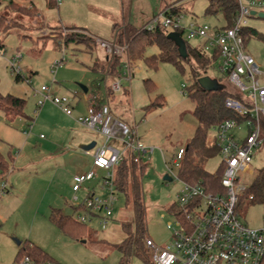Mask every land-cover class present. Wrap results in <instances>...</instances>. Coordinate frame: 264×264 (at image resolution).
I'll use <instances>...</instances> for the list:
<instances>
[{
  "label": "rangeland",
  "instance_id": "1",
  "mask_svg": "<svg viewBox=\"0 0 264 264\" xmlns=\"http://www.w3.org/2000/svg\"><path fill=\"white\" fill-rule=\"evenodd\" d=\"M14 2L21 6L22 12H16L13 5L6 2L0 6V16L5 17L0 28L4 44L0 46V92L26 98V116H17L9 124L0 109V151L9 164L8 171L0 172V264L15 263L18 239L35 242L60 264H117L121 254L115 244L125 236L122 223L133 220L131 203L126 202L123 193L116 191L110 219L102 223L100 215L86 222L88 228L96 230L94 239H73L51 221L52 207H60L76 216L77 210L71 202L72 176L92 169V159L72 138L73 132L84 129L75 117L78 110L72 108V115H68L51 100L39 106L41 96L36 91L43 85H49L59 96L67 95L72 100L80 97L81 105L86 104L84 98L88 95L92 102L108 103L116 117L136 130L140 142L155 147L152 153L143 156L147 164L143 176L145 240L151 237L159 246L171 242L172 230L168 223L174 225L175 217L169 206L183 185L175 158L179 148L185 147L194 135L197 125L194 102L185 93L192 82L191 69L195 63L186 62L181 70L171 62L161 61L156 67H150L144 59H138L131 64L129 78L107 75L101 66L111 53L105 51L95 37L114 42V24L130 21L138 25L135 27L138 29L163 4L180 5L187 24L194 19L210 25L224 23V13H207L208 0H57L53 7L47 5V0ZM28 11L30 14H25ZM249 21L258 34L249 37L246 49L264 70V18L255 15ZM72 25L90 33L69 29ZM74 32L91 36L94 39L90 41L91 47L74 43L62 46L64 37ZM183 39H186L185 33ZM189 42L192 46L201 44L200 39ZM17 52L22 55L21 68L25 75L18 80L7 60ZM156 53V45L146 48V56ZM61 57L63 64L52 72V62ZM95 63L100 65L98 69L93 68ZM217 66L203 75L222 77ZM118 79L120 90L109 92L111 96H108L107 89ZM220 79L229 91L237 92L230 82ZM81 84L87 86L86 93ZM86 131L98 144L104 140L102 134ZM238 131L244 136L247 127L242 124ZM215 134V128L211 129L208 139L212 140ZM221 161V155L216 154L205 167L214 173ZM263 165L264 144L256 150L249 169L240 172L238 187L250 186ZM166 174L172 179L165 180ZM103 175L104 171H98V176L89 182L91 186ZM4 181L8 191L1 194ZM83 195L80 191V199ZM262 212L261 203L253 204L249 199L239 205L242 220L251 226L261 223ZM131 264L146 263L134 257Z\"/></svg>",
  "mask_w": 264,
  "mask_h": 264
},
{
  "label": "built area",
  "instance_id": "2",
  "mask_svg": "<svg viewBox=\"0 0 264 264\" xmlns=\"http://www.w3.org/2000/svg\"><path fill=\"white\" fill-rule=\"evenodd\" d=\"M238 12L230 26L200 23L196 19L185 23V15L178 10L177 3L170 4L157 13L144 26L153 30L162 26L170 32L182 30L186 38L200 39L198 46L205 52H218L217 69L225 73L229 82L241 94L229 97L226 106L245 116V120L230 118L215 127L214 139L222 157L223 174L221 184L223 192H211L201 184L183 181L175 200L182 211H171L175 224L168 223L172 230V241L162 246L152 238L145 240L155 264H262L264 260V201L263 216L258 226L244 222L239 213L240 197L246 187H238L240 172L249 169L253 156L264 144V70L246 49L245 32L250 27V18L264 11V0H236ZM77 31V29H75ZM86 33V30L78 29ZM97 38L100 46L108 53L124 55L127 45ZM15 75L25 78L22 73V55L17 52L7 59ZM63 64V57L52 62V72ZM131 64L124 61L122 75L129 78ZM111 88H121L120 79L115 80ZM36 93L41 99L38 105L51 100L66 114L72 115V98L55 94L49 85H43ZM77 121L95 133L102 134L104 140L85 153L92 157L93 168L83 174L73 176V195L71 202L77 210L76 218L89 222L101 215L106 223L113 215L116 197L114 170L128 152L136 154V159L152 153L154 146L139 141L136 130L128 123L116 117L109 104H91L85 114L77 116ZM242 124L247 133L240 136ZM184 152L180 147L175 158L178 165ZM98 170H104L96 187L85 184L98 176ZM1 194L8 191L4 181ZM86 194L80 199L79 192ZM253 196L249 197L251 203ZM14 264H58L53 260L38 261L30 255L19 258Z\"/></svg>",
  "mask_w": 264,
  "mask_h": 264
},
{
  "label": "trees",
  "instance_id": "3",
  "mask_svg": "<svg viewBox=\"0 0 264 264\" xmlns=\"http://www.w3.org/2000/svg\"><path fill=\"white\" fill-rule=\"evenodd\" d=\"M208 1L206 12L216 14L218 11H222L226 19V24L222 26H230L238 12L237 1ZM5 2L7 5H13L16 12L20 13L23 11L21 6L16 4L14 0H0V6L3 3L5 4ZM56 4L57 0H47L49 7H53ZM177 9L182 10L180 5L177 6ZM25 14L28 15L30 13L28 11ZM4 20L5 17L1 15L0 28L3 27ZM113 27L114 42L122 46L127 45V48L124 54L125 58L113 53L106 55V63L101 66V69L107 75L121 76L124 61L132 64L138 59H144L150 67H156L161 61L171 62L181 70L184 69L186 62L195 63V66H192L191 69L192 82L187 86L185 93L194 102L193 112L197 119V125L194 135L184 147V152L178 164V175L182 181L201 184L208 191L214 193L223 192L224 188L221 184L223 165L221 164L214 173L205 167L206 162L220 152L215 139H208V133L225 119L233 118L240 122L245 120V116L226 106L227 98H238L241 94L238 91L236 93L229 91L220 81V78H222V80L229 82L225 73L217 69L222 77L216 78L217 86L215 87L206 86L200 81L202 76H206L203 74H206L209 68L216 67L219 60L218 52H205L198 46H192L187 38L183 39L182 30L174 31L179 34L182 40L181 45L177 40L168 37L170 31L162 26H157L153 30H148L145 27L136 29L130 23L114 24ZM68 28L73 30L83 29L77 26ZM256 34L258 32L254 28L249 27L245 32L246 42L251 35ZM2 41L0 39L1 47L4 46ZM90 41H94L91 36L88 37L82 32H74L64 37V41L61 44L66 47L73 43L83 44L89 48L91 47ZM151 45L158 47V53L146 56V48ZM99 66V64L95 63L93 68L98 69ZM15 78L18 80L22 76L17 74ZM107 91L108 94L109 92L113 93L111 87ZM25 105L26 98L10 93L4 95L0 92V109L5 113L9 122H12L17 116H26ZM8 169V160L0 151L1 174H4ZM146 169L147 164L144 162L143 157L136 159L135 153L128 152L114 170L116 189L124 194L126 202L131 203L133 210V220L122 223L125 233L124 238L115 244L121 254L117 264H131L134 257L140 258L146 264H155L150 250L145 245L147 217L143 176ZM251 195L254 197V203L264 201V165L256 172L251 185L246 187L244 194L240 197L239 204L249 199ZM74 209L76 210L75 207ZM179 210L175 201L169 206L170 212H178ZM49 217L63 233L73 239L83 241L87 238L94 239L96 230L88 228L86 223L79 221L74 215L64 212L62 208H53ZM25 255H30L38 261L52 260L41 246L28 239L18 245L15 262ZM262 264H264V260Z\"/></svg>",
  "mask_w": 264,
  "mask_h": 264
},
{
  "label": "crops",
  "instance_id": "4",
  "mask_svg": "<svg viewBox=\"0 0 264 264\" xmlns=\"http://www.w3.org/2000/svg\"><path fill=\"white\" fill-rule=\"evenodd\" d=\"M170 5V4H169ZM166 6H168V5H162L161 6V9L162 8H164V7H166ZM41 13V12H40ZM151 19V18H150ZM150 19H147V20H145L143 23H142V26L144 27L149 21H150ZM123 20H125V17L123 18ZM125 23H128V22H123V24H125ZM129 23L130 24H132V26H134V27H136V26H138V25H136L135 26V24H133V23H131L130 21H129ZM224 24H226V19H225V22L224 23H219V24H216V25H224ZM72 26H74V25H72ZM141 26V27H142ZM78 27V26H77ZM139 27V26H138ZM87 30V29H86ZM89 33H90V31L89 30H87ZM112 36L114 37V34L112 33ZM62 45V44H61ZM63 46V45H62ZM211 78H213V77H211ZM215 79H216V77H215ZM86 93V92H85ZM107 94H108V91H107ZM108 96H111V93H109L108 94ZM113 96V95H112ZM91 98H90V95H88V96H86V98H84V101L86 102V104L85 105H81L80 104V97H78V98H76L75 100H72V103H71V106H72V108L73 109H76V110H78V113H75V117L76 116H79V115H82V114H85L86 113V111H87V108L89 107V105H91V104H100V103H97V102H92L91 100H90ZM104 104H108V103H104ZM78 108V109H77ZM5 114V113H4ZM5 117H6V115H5ZM6 119H7V117H6ZM15 120V119H14ZM13 120V121H14ZM7 121L9 122V120L7 119ZM13 121L12 122H9V124H12L13 123ZM77 123V122H76ZM78 124V123H77ZM78 125H80V124H78ZM84 129H89V128H87V127H85V126H82ZM75 128H77V127H75L74 126V129ZM81 130V131H79L78 130V133H74L73 132V135H72V138H73V140L75 141L74 143L76 144V145H79V147L81 148V150H83V151H86V148L88 147V146H90L93 142H95V145L96 144H98V142L93 138V137H90V134H89V132L88 131H86V130ZM89 130H91V129H89ZM214 139V138H213ZM212 139V140H213ZM94 145V146H95ZM92 149V148H91ZM86 156L87 157H90L91 159H92V157L91 156H89V155H87L86 154ZM92 168H93V159H92ZM91 170V169H90ZM84 171H86V170H84ZM89 171V170H88ZM88 171H86V172H88ZM98 171H100V170H98ZM102 171H104V170H102ZM81 173H82V171H80ZM85 172V173H86ZM84 173V172H83ZM75 175V174H74ZM73 175V176H74ZM73 176H72V185H73ZM99 179V181H98V183L100 182V176L98 177ZM90 182V181H89ZM89 182H87L86 184H85V186H89V187H96L97 186V182L96 183H94L92 186H91V184L89 183ZM72 190H73V188H72ZM81 191H83L84 192V195L86 194V191L84 190V189H82ZM84 195H83V197H84ZM53 208H60V207H52L51 208V210L53 209ZM64 211V210H63ZM51 212V211H50ZM76 217V216H75ZM33 242V241H32ZM21 243H22V241H21ZM35 243V242H34ZM36 244V243H35ZM38 245V244H37ZM40 246V245H39Z\"/></svg>",
  "mask_w": 264,
  "mask_h": 264
},
{
  "label": "water",
  "instance_id": "5",
  "mask_svg": "<svg viewBox=\"0 0 264 264\" xmlns=\"http://www.w3.org/2000/svg\"><path fill=\"white\" fill-rule=\"evenodd\" d=\"M252 14H253V15H258L259 17H263V18H264V11H260V12L257 13L255 10H253V11H252ZM168 37L177 40L178 43H180V44L182 45V40H181V38H180V36H179L178 33H176V32H170V33L168 34ZM200 81H201L202 84H204V85H206V86H209V87H215V86H217V80H216L215 78H211L209 75L202 76V77L200 78ZM80 86H81V88H82V90H83L84 92H87V91H88L87 86L82 85V84H81ZM94 145H95V142H93L90 146H88V147L86 148V150H90L91 148L94 147ZM164 179H165V180H171L172 177H171L169 174H166V175L164 176ZM17 244L20 245V244H21V240L18 239V240H17Z\"/></svg>",
  "mask_w": 264,
  "mask_h": 264
}]
</instances>
